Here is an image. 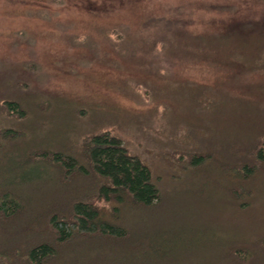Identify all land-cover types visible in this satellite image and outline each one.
Masks as SVG:
<instances>
[{
  "label": "rangeland",
  "instance_id": "obj_1",
  "mask_svg": "<svg viewBox=\"0 0 264 264\" xmlns=\"http://www.w3.org/2000/svg\"><path fill=\"white\" fill-rule=\"evenodd\" d=\"M163 16L180 18L186 36H195L238 19H261L264 0H0V81L5 84L0 95L16 91L32 115L25 122L31 128L45 124L50 136L43 130L37 143L45 137L59 140L67 128L76 139L106 130L118 136L152 168L163 196L161 207L151 213L155 219L132 225L133 232L166 239L170 262L161 264H206L210 244L195 248L192 233L203 237L213 227L236 238L264 232V189L249 211H238L220 193L197 194L203 178L165 157L190 150L201 131L206 136L219 128L243 134L247 122L264 115V88L252 96L242 87H264V68L240 73L172 54L176 51L164 50L155 40L154 33L165 36L163 31L136 29V20ZM131 21L135 41L148 39V45L131 53L120 51L117 36L98 27ZM9 79L20 80L18 91ZM198 84L227 92L223 111L212 115L196 106L192 88Z\"/></svg>",
  "mask_w": 264,
  "mask_h": 264
},
{
  "label": "trees",
  "instance_id": "obj_2",
  "mask_svg": "<svg viewBox=\"0 0 264 264\" xmlns=\"http://www.w3.org/2000/svg\"><path fill=\"white\" fill-rule=\"evenodd\" d=\"M179 20L145 17L136 20V29L150 26L163 31L165 36L154 33L155 40L164 50L176 51L172 54L240 73L264 68V17L238 19L195 36H186ZM114 24L98 27L117 36L120 51L131 53L148 45L145 37L135 41L130 32L134 21ZM8 84L17 90L21 83L9 79ZM263 88L242 87V92L253 96ZM192 91L196 106L212 115L227 104V92L200 84ZM10 93L0 95V264L169 263L170 248L162 235L140 236L132 229L155 219L151 213L163 203L152 168L107 130L76 139L67 128L62 138L48 141L45 124L31 128L29 106L15 96L16 91ZM47 105L46 110L51 104ZM13 120L19 122L17 127L1 125ZM245 128L243 134L224 128L209 129V136L201 131L190 150L180 151L179 157L173 151L165 159L203 178L197 194L220 193L229 206L249 211L264 189V115ZM42 131L46 137L40 144L36 141L42 139ZM208 175L209 180L204 179ZM205 233L192 234L195 248L210 244L206 264H264V232L236 238L232 233L222 236L213 227Z\"/></svg>",
  "mask_w": 264,
  "mask_h": 264
}]
</instances>
